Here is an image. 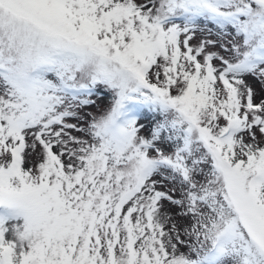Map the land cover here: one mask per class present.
Wrapping results in <instances>:
<instances>
[{
	"label": "snow or ice",
	"instance_id": "obj_1",
	"mask_svg": "<svg viewBox=\"0 0 264 264\" xmlns=\"http://www.w3.org/2000/svg\"><path fill=\"white\" fill-rule=\"evenodd\" d=\"M0 264H264V0H0Z\"/></svg>",
	"mask_w": 264,
	"mask_h": 264
},
{
	"label": "rangeland",
	"instance_id": "obj_2",
	"mask_svg": "<svg viewBox=\"0 0 264 264\" xmlns=\"http://www.w3.org/2000/svg\"><path fill=\"white\" fill-rule=\"evenodd\" d=\"M105 106V104H101V107H104ZM90 111H96V109L95 108H92V109H90Z\"/></svg>",
	"mask_w": 264,
	"mask_h": 264
}]
</instances>
